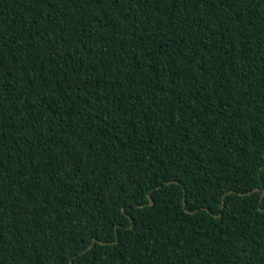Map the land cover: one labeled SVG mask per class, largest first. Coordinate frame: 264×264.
Segmentation results:
<instances>
[{"label":"trees","instance_id":"obj_1","mask_svg":"<svg viewBox=\"0 0 264 264\" xmlns=\"http://www.w3.org/2000/svg\"><path fill=\"white\" fill-rule=\"evenodd\" d=\"M0 264H264V0H0Z\"/></svg>","mask_w":264,"mask_h":264},{"label":"water","instance_id":"obj_2","mask_svg":"<svg viewBox=\"0 0 264 264\" xmlns=\"http://www.w3.org/2000/svg\"><path fill=\"white\" fill-rule=\"evenodd\" d=\"M151 203H152V200H151Z\"/></svg>","mask_w":264,"mask_h":264}]
</instances>
